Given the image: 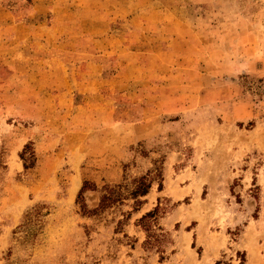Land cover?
<instances>
[{"label": "rangeland", "instance_id": "374dc122", "mask_svg": "<svg viewBox=\"0 0 264 264\" xmlns=\"http://www.w3.org/2000/svg\"><path fill=\"white\" fill-rule=\"evenodd\" d=\"M0 264H264V0H0Z\"/></svg>", "mask_w": 264, "mask_h": 264}]
</instances>
